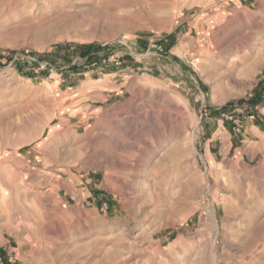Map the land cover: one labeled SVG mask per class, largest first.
<instances>
[{
  "label": "rangeland",
  "instance_id": "374dc122",
  "mask_svg": "<svg viewBox=\"0 0 264 264\" xmlns=\"http://www.w3.org/2000/svg\"><path fill=\"white\" fill-rule=\"evenodd\" d=\"M0 264H264V0H0Z\"/></svg>",
  "mask_w": 264,
  "mask_h": 264
},
{
  "label": "crops",
  "instance_id": "0c3cea01",
  "mask_svg": "<svg viewBox=\"0 0 264 264\" xmlns=\"http://www.w3.org/2000/svg\"><path fill=\"white\" fill-rule=\"evenodd\" d=\"M251 117V116H250Z\"/></svg>",
  "mask_w": 264,
  "mask_h": 264
}]
</instances>
